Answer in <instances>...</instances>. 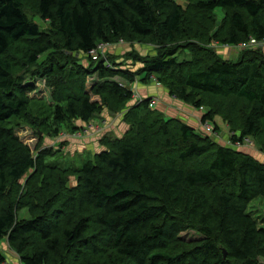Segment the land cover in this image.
I'll return each mask as SVG.
<instances>
[{"label":"trees","instance_id":"1","mask_svg":"<svg viewBox=\"0 0 264 264\" xmlns=\"http://www.w3.org/2000/svg\"><path fill=\"white\" fill-rule=\"evenodd\" d=\"M31 1L0 0V241L21 264H264V225L248 212L264 198V164L236 145L251 140L264 155V53L245 48L232 61L212 50L264 40V0ZM117 44L129 50L114 57ZM140 44L154 54L139 55ZM181 48L189 61L177 60ZM135 62L142 68H122ZM27 75L45 80L48 99L28 96ZM142 75L205 109L214 135L220 118L229 147L149 107L155 98L137 101ZM103 111L123 114L124 134L60 168L42 139L89 132L77 121ZM22 125L39 137L34 151L16 134Z\"/></svg>","mask_w":264,"mask_h":264},{"label":"rangeland","instance_id":"2","mask_svg":"<svg viewBox=\"0 0 264 264\" xmlns=\"http://www.w3.org/2000/svg\"><path fill=\"white\" fill-rule=\"evenodd\" d=\"M171 1H174L178 5H181L183 7L187 6V4H186L187 0H171ZM31 2L33 3V2H35V0H33ZM27 7L30 8L31 6L27 5ZM27 14H28L29 18L33 22H35L40 27V29L42 31H45L48 28V24L45 23L44 21H42L40 19V17L38 15H36L34 10H27ZM213 15H214V17L216 19V24L219 25L221 20H222V18H223V12L221 10L217 9V10L214 11ZM134 46L136 48V52L139 55L144 56V57L153 55L154 52H155L153 47L150 46V45L149 46H144V45L140 44V45H134ZM235 47H237V46H226V45L223 46L222 44L214 43L212 45V50L214 52H216L219 56H222V54L227 56L229 54L230 58H234V56L231 57L232 56L231 54L235 51L236 57L238 58V56L240 55L241 50L245 49V47H243L242 49L241 48H235ZM112 49L113 48H110V50H112ZM236 49H239L240 52H238L239 50H236ZM251 49H255V50L259 49V50H261L264 53L263 47L259 48V46H254ZM113 52H112V55L114 54V57H115V55H118L119 57L123 55V53L115 54ZM236 52H238L239 54L236 53ZM190 58H191V54L189 53V51H187L185 49H182V48L179 50V53L177 55V60L179 62L189 61ZM84 60H86V59H84V57H83V62L85 64V66H88L87 63ZM118 61L120 62V60H118ZM127 62L129 63L130 61H127ZM136 63L137 62L131 63L133 65H130L128 67L124 66L122 68L123 69L129 68V69H131L133 71H137L140 68H142V65L141 64H136ZM142 77L143 76H139V82H141L140 78H142ZM153 80L156 82L155 78H153ZM95 81H96L95 73H91L86 78V82H85L86 87L85 88H87V90L91 91V88H92L93 83ZM24 86L32 87L33 91L28 93V96L30 98H37L39 100L42 99V98H44V99L47 98L48 99V97H46V96L49 95L50 92H51V89L45 84V80L40 78V77H36L35 78L33 76L31 77V76L27 75L26 79L24 81ZM136 96H138V94H136ZM138 97L140 98V96H138ZM93 99L95 100L94 97H93ZM157 103H158V100L156 99L155 106L157 105ZM155 106L153 107V109L155 108ZM204 110L205 109L199 110V111H204ZM104 112H106V111H104ZM107 114L110 115L111 118H112V116H114L113 114H109V113H107ZM201 127H202V124H201ZM202 131H203V129H202ZM79 132H81V131H79ZM203 133H206V132L203 131ZM16 134L21 138V140L25 144L29 145L30 148L33 151L36 149V146H37L38 141H39V139H38L39 137L38 136L36 137L33 129L30 126H23L22 125L21 127H18L17 130H16ZM206 134H209V133H206ZM86 136L87 135L84 134V135H81V137H76V136H73V137H74V139H78V140H81V141L83 140L84 141V138H87ZM210 136H211V138L213 140H217L216 139L217 135H214V134L210 133ZM47 139L55 140V138H49L47 136L44 139H42L44 144H45ZM57 143L61 145V141L58 140V139L54 141V144H57ZM82 147H85V146L82 145ZM239 148H242L243 150L245 149V151L249 148L248 150L254 152L253 155H256L255 152H257V151L259 152L257 146L251 140H248L245 145H243V146H241ZM62 149H65V148H62ZM56 151H57V153L51 159L55 163H57L60 168H67L68 166H72V165L75 166V167H81L88 159H90L92 157V155L89 154V153H86L87 151H85V150L82 153H80L82 155H79L78 153L80 152V149H78V148L77 149L74 148V150L70 151V152L67 151V150L66 151H62L61 149H57ZM75 184H76L75 177L74 176H69V186H74ZM214 189H216V187H214ZM214 189L212 188L211 191H213ZM248 212L251 213L256 219H258L259 225L263 226L264 225V198H260V199L254 200L249 205ZM18 218L19 219L29 218V215H28V213H27V211L25 209L24 210L22 209L21 211L18 212ZM181 238L184 239L185 241H190V240L199 239L200 236L197 233H195L194 231H185L184 233L181 234ZM0 252L5 256L6 264H19L20 263L19 257L16 255L15 252H13L8 247V245H7L5 240H1L0 241ZM260 261L264 262V259L260 260Z\"/></svg>","mask_w":264,"mask_h":264},{"label":"crops","instance_id":"3","mask_svg":"<svg viewBox=\"0 0 264 264\" xmlns=\"http://www.w3.org/2000/svg\"><path fill=\"white\" fill-rule=\"evenodd\" d=\"M239 48V47H235ZM242 49V48H241ZM264 49V47H263ZM128 48L124 45L117 44L116 47L110 51H114L115 54H121L127 51ZM239 50V49H236ZM240 52V50L238 51ZM236 52V53H238ZM222 54V53H221ZM239 54V53H238ZM114 55V54H113ZM234 58H230L228 54L225 56L222 54L223 59H229L232 61H236L238 58L236 57L235 51L231 54ZM118 56V55H117ZM127 63V62H126ZM129 66V65H126ZM131 70V69H130ZM133 71V70H131ZM143 76V75H142ZM143 78V77H142ZM132 90L135 94H138L141 98H155L158 100L157 105L155 106V110L162 113L167 118L176 119L178 121L183 122L184 124L188 125L189 127L193 128L198 134H203L202 127H201V117L203 115L202 111H199L195 107L190 105L184 104L181 101L171 97L168 91L162 87L161 85L157 84L153 78H149L146 82H139L136 81L131 86ZM131 103H134V100L131 99ZM123 114H115L110 117L106 112H102L100 115H96L95 118L90 120L88 124L80 123L77 121V126L81 125V128L89 127V132L86 134L87 138H84V141L74 139L71 135L66 133H61L58 138L55 140H60V144H54L53 139H47L44 147H51L53 149H61L62 151H73L74 148L80 149L79 155H82L84 150L87 151L91 155L98 153L101 151L102 147L99 144V140L104 135H110L112 137H121L127 129L126 124L122 121ZM214 123L218 126L217 137L215 140L218 144L229 147V130L227 126L220 120V118H215ZM86 130V129H85ZM216 135V134H215ZM59 142V141H58ZM49 143V144H48ZM84 145L85 147H82ZM68 147V148H67ZM65 148V149H62ZM242 152L248 153L255 157L258 161L264 164V155L259 153L258 151L255 152L256 155H253L254 152L248 150L245 151L242 148H239ZM84 154V153H83ZM258 155V156H257ZM21 264V263H19Z\"/></svg>","mask_w":264,"mask_h":264},{"label":"built area","instance_id":"4","mask_svg":"<svg viewBox=\"0 0 264 264\" xmlns=\"http://www.w3.org/2000/svg\"><path fill=\"white\" fill-rule=\"evenodd\" d=\"M254 46H259V48L264 47V40H262V41H256L255 39L251 38L247 43H245V44H239L237 47H239V48H243V47H245V48H253ZM93 59H95L94 55H93ZM134 97L137 98V99H139V97L136 96V94L134 95ZM137 99H136V100H137ZM141 100H142V99L140 98V99L137 100V101H141ZM155 104H156L155 99H152V100L150 101V103H149V107H152V108H153V107L155 106ZM199 110H202V108L199 109ZM202 129H203V131H205L206 133H209V134L211 133V134H212V127H211L210 124H208V123H204V124H202ZM87 133H88V130H84V131L78 132V133L76 134V136H77V137H81V135H84V134H87ZM245 141H246V142L243 143V144H240V145L236 144L237 147H241V146L245 145V144L247 143L248 140H245ZM4 264H6V261L4 262Z\"/></svg>","mask_w":264,"mask_h":264},{"label":"bare ground","instance_id":"5","mask_svg":"<svg viewBox=\"0 0 264 264\" xmlns=\"http://www.w3.org/2000/svg\"><path fill=\"white\" fill-rule=\"evenodd\" d=\"M223 46H225V45H223Z\"/></svg>","mask_w":264,"mask_h":264}]
</instances>
